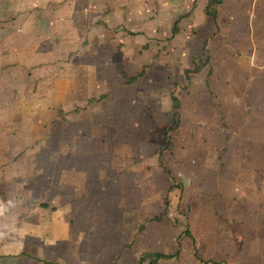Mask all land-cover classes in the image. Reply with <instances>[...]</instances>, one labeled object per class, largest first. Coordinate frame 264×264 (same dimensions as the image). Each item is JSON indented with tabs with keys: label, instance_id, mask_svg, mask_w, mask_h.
<instances>
[{
	"label": "rangeland",
	"instance_id": "1",
	"mask_svg": "<svg viewBox=\"0 0 264 264\" xmlns=\"http://www.w3.org/2000/svg\"><path fill=\"white\" fill-rule=\"evenodd\" d=\"M191 1L0 0V23L14 21L10 35L0 32L1 49L9 42L13 66L31 64L33 80L47 85L49 120L64 111L91 131L74 145L96 174L93 216L78 218L63 264H149L145 254H173L178 245L177 259L157 264H264L260 126L241 121L244 108L221 105L223 59L207 49L213 27L182 26L175 40L174 22L184 23ZM253 2L226 0L245 12ZM195 66L199 73L187 72ZM15 109L18 125L32 107ZM239 189L253 201L234 199ZM249 212L262 215L256 227ZM255 239L257 249L247 243Z\"/></svg>",
	"mask_w": 264,
	"mask_h": 264
},
{
	"label": "crops",
	"instance_id": "2",
	"mask_svg": "<svg viewBox=\"0 0 264 264\" xmlns=\"http://www.w3.org/2000/svg\"><path fill=\"white\" fill-rule=\"evenodd\" d=\"M209 1L189 2L185 7L188 16L182 19L184 23L174 22L179 29L175 40L182 26L195 31L206 24L213 27L212 35L207 38V49L216 61L223 59L218 73L221 90L225 92L221 105L244 108L239 113L241 121L259 124V144L255 146L263 153V162L256 163L255 168L264 173V125L261 127L264 123V23L262 27L258 25L259 5L255 0L245 12L240 4L228 5L223 0L213 19L205 12ZM6 20L9 19L0 23L3 27L0 32L3 30L8 36L14 21ZM2 46L0 43V264H63V251L75 245L73 234L79 227L78 218L93 216L88 199L92 189L89 182L90 178L96 179V174L90 170L93 164L88 157L78 162L74 145L75 137L91 131L87 130L88 126L82 129L77 119H72L76 115L66 116L64 111L49 120L47 85L33 80L31 64L13 66L15 50H10L9 42L6 50ZM22 104L32 107L31 115L21 114L16 125L15 107ZM51 137L56 142H48ZM49 171L52 174L54 171L53 178L57 179L54 194L50 193ZM247 174L251 176L249 171ZM247 186L250 187L249 182ZM250 190L246 195L239 189L234 199L253 201ZM261 217L256 212L248 213L253 227ZM247 243H257L254 247L257 249L260 239ZM67 264L70 263L67 261Z\"/></svg>",
	"mask_w": 264,
	"mask_h": 264
},
{
	"label": "trees",
	"instance_id": "3",
	"mask_svg": "<svg viewBox=\"0 0 264 264\" xmlns=\"http://www.w3.org/2000/svg\"><path fill=\"white\" fill-rule=\"evenodd\" d=\"M223 0H211L209 1L208 5H207V8H206V14L209 15L210 17H212L213 19H215L216 17V9H209L211 8V6H218L220 4H222ZM178 30H177V22L174 23V26L172 27V34L173 36L175 34H177ZM201 70V67L199 66H195L193 71H187V72H192V73H198L199 71ZM211 71H209V74H210ZM130 81H133V79H130ZM171 100H172V108L174 110H179L180 109V104L178 102V99L175 97V96H172L171 97ZM167 130H170L171 129H167ZM166 135V134H165ZM166 137V136H165ZM190 238L191 240L193 241V238L192 236H190L188 233H186ZM194 242V241H193ZM180 251H181V247L180 245H178V248L177 250L175 251V253L173 254H162V253H154V254H145L144 256L147 257V256H152V259L150 260L149 264H157L158 261L160 260H171V259H177L180 255ZM142 259L139 260L138 264H141ZM201 261V260H200ZM211 264H220V263H214L212 262Z\"/></svg>",
	"mask_w": 264,
	"mask_h": 264
}]
</instances>
